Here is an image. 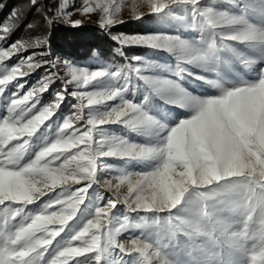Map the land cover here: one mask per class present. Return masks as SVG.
Here are the masks:
<instances>
[{
    "label": "snow or ice",
    "instance_id": "6c2138e0",
    "mask_svg": "<svg viewBox=\"0 0 264 264\" xmlns=\"http://www.w3.org/2000/svg\"><path fill=\"white\" fill-rule=\"evenodd\" d=\"M37 2L30 0L32 5ZM123 3L82 0L74 10L81 15L99 11L100 27L107 29L121 22L117 16ZM146 3L152 15H173L176 9L187 12L199 28V39L163 33L118 35L112 37L120 45L116 53L124 56L126 46L173 53L211 73L212 78L190 75L216 89V95L198 96L175 82L145 74L160 66L137 56L125 57V64L95 69L65 60L63 76L52 71L23 91L22 78L49 61L36 59L46 52L19 54L44 47L47 38L5 46L14 23L0 26L4 111L0 115V264H264V0H231L240 14L207 6L202 0ZM68 7V0H62L56 17L68 22L72 15ZM249 9L252 17L245 14ZM257 9L259 19L254 20ZM132 11L137 12L135 0ZM19 14L13 11L12 20ZM80 23L72 22L74 27ZM236 44L258 54L242 60L262 65L251 80H230L219 70L224 62L221 51L242 55ZM13 57L17 61L8 63ZM50 66L57 69L58 62ZM133 78L192 114L172 125L161 122L144 108L147 95L139 104L126 98ZM57 80L62 89L42 104L41 98ZM10 85L15 87L11 93ZM89 86L92 90H84ZM68 96L76 101L71 106L74 111L53 132L48 121ZM109 124L152 139L140 144L106 136L102 129ZM42 127L47 132L34 145L33 137ZM109 159H134L145 163L147 170L129 172L105 163ZM93 186L103 191L86 209ZM122 186L128 193L123 197ZM34 204L39 207L28 211ZM121 204L127 210L124 214L116 212ZM131 214H137L149 231L133 234ZM78 217L75 227L72 222ZM125 232L128 235L121 240Z\"/></svg>",
    "mask_w": 264,
    "mask_h": 264
},
{
    "label": "rangeland",
    "instance_id": "374dc122",
    "mask_svg": "<svg viewBox=\"0 0 264 264\" xmlns=\"http://www.w3.org/2000/svg\"><path fill=\"white\" fill-rule=\"evenodd\" d=\"M62 2V0H38L36 5H32L30 0H14V3H10L8 7H6L5 12L0 10V26L5 23H14V30L8 37V41L5 44H10L16 40H28L34 41L36 39H44L47 38V45L42 48H29L26 52L20 53V56H28L33 52H46L47 55L44 57H40L37 55V60H47L49 63L44 64L42 67L36 69L29 76L22 78L21 82L25 83V89L23 91H27L28 88L35 85L37 81H39L45 75H48L52 71H59L60 75H64L63 70V61L68 60L72 61L81 66H88L90 68H98L108 64H125L128 61L119 62H106L102 60L96 52L85 60H77L72 58L67 54H63L62 52L53 49L50 42V33L47 29L48 19L50 18L52 21H61L66 23L72 27V22L79 20L83 24H94L97 27H100V13L99 11L87 15H81L80 12L75 11V8H78L82 4V0H68L69 7L66 11L72 13L68 22H65L63 18H57L56 12L58 5ZM202 2L210 7H215L222 11H227L233 14H240L241 9L233 6L231 0H202ZM137 5V12L134 13L132 11L133 0H124L123 6L121 8L120 13L117 16L118 22L110 27L117 26L119 24L128 23L133 25L137 22L136 16L138 14L149 15L150 9L146 3V0H135ZM13 11H18L19 17L12 20L11 14ZM259 9H257V15L253 18L259 19ZM246 15L252 17V11L249 9L245 12ZM152 15V14H151ZM46 21V22H45ZM79 25V26H80ZM76 27V26H75ZM171 34V35H179L182 39H199L200 31L199 28L193 24L192 18L187 12L182 11L181 9L174 10V14H160V15H152L151 22L148 23L147 27L143 29L141 32L138 31H129L124 32L120 31L117 33H113V36L118 35H140V34ZM115 41V40H114ZM116 42V41H115ZM228 44H235V42L227 41ZM118 44V43H117ZM119 45V44H118ZM127 47V46H126ZM140 47L145 49L144 53L139 55L133 54L129 57L137 56L144 58L145 62H151L159 65L160 67L156 69L155 72L151 70L146 72L145 74L153 75L161 81L167 80L172 81L179 84L182 88L186 89L189 93L196 94L198 96H214L217 94V90L209 86L205 81L196 79L194 75H190V73H194L196 75L209 76L212 78V74L203 71L201 68L195 67L191 64L184 63L182 60L178 59L177 55L173 53H169L165 50H157L144 46H133ZM234 47L242 54L239 58L233 54V52L225 49L220 52V56L222 58V63H220L219 70L230 80H240V79H248L251 80L254 77V73L258 70L262 65L260 63H248L245 64L242 62L243 59L247 58L249 60L255 59L257 57V53L254 50H250L245 48L243 45L236 44ZM116 50V49H115ZM114 50V51H115ZM116 52V51H115ZM17 57H13L11 61L8 63H14L17 61ZM51 62H58L57 69L51 68ZM132 63H136L132 61ZM63 87L62 83L57 80L55 84H53L48 92H46L41 98L42 104L49 103L54 99V93L56 91L61 90ZM86 91L92 90L91 86L84 89ZM9 93L15 91L14 85H10L8 89ZM69 91H71V86H69ZM148 96V100L144 103V108L155 118L160 120L163 123L172 125L175 124L178 120L189 117L192 113L185 110L182 107L177 106L176 104L168 103L165 99H162L160 95H157L151 92L147 85H145L142 81L132 79V83L129 86L125 96L127 99L134 100L136 103H141L144 101L145 96ZM119 101H109V104H115ZM76 103V101L68 96L64 103L61 104L60 110L48 121V124L53 125L52 131H55V126L58 122H61L65 115L70 114L72 111V105ZM110 106V105H109ZM101 110H104L103 106H101ZM87 111V110H85ZM4 111L0 108V115H3ZM47 132L46 127H42L38 133L33 137V144L37 145L40 142V139ZM102 132L106 136H118L124 137L127 140L135 143L146 144L149 143L152 139L151 136L144 134L143 132H133L120 124H109L105 125L102 129ZM35 151V147L33 148ZM29 159V157H25V160ZM105 163L115 164L120 169L129 171V172H140L147 170V166L145 163H141L134 159H122V160H106ZM116 173H112L115 175ZM101 176L105 178H111L107 173H101ZM102 189H99L97 186H93L90 189L88 198L85 202L86 209H91L97 201L98 193L102 192ZM121 197L127 195V187L122 186L120 190ZM108 194L105 193V196ZM148 195V193H146ZM47 199V197L42 198ZM39 207L38 204L30 205L28 207V211H35ZM126 208L121 204L118 205L116 212L118 214L126 213ZM174 212L178 210H173ZM181 214H183L184 209L181 208L179 210ZM132 228L131 231L135 235H139L140 231H149L148 229H144L142 226V222L137 214H131ZM142 215V214H141ZM165 215V214H161ZM147 220V218H145ZM79 217L76 221H73V226L78 227ZM67 233H65L66 235ZM150 234V232H149ZM128 233L125 232L121 235L120 239L123 240L127 237ZM59 239V238H58ZM181 241L183 238H180Z\"/></svg>",
    "mask_w": 264,
    "mask_h": 264
},
{
    "label": "trees",
    "instance_id": "16d2710c",
    "mask_svg": "<svg viewBox=\"0 0 264 264\" xmlns=\"http://www.w3.org/2000/svg\"><path fill=\"white\" fill-rule=\"evenodd\" d=\"M10 3H14V0H0V10L5 12L6 7ZM151 19L152 15L149 14L138 19L133 25L122 23L107 29L97 27L91 23L72 27L61 21H52L47 24V29L50 33L49 39L53 49L63 54H67L77 60H85L93 52H96L106 62L121 63L125 61V57L129 58L133 54L139 55L146 50L140 47L127 46L123 49L124 56H119L114 50L120 45L112 39V34L133 30L142 32L148 23L151 22Z\"/></svg>",
    "mask_w": 264,
    "mask_h": 264
}]
</instances>
